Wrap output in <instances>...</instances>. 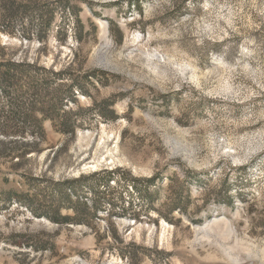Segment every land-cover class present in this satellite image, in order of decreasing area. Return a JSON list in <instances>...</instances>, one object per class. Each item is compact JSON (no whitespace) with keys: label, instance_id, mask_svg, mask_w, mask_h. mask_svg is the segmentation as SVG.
I'll return each instance as SVG.
<instances>
[{"label":"rangeland","instance_id":"374dc122","mask_svg":"<svg viewBox=\"0 0 264 264\" xmlns=\"http://www.w3.org/2000/svg\"><path fill=\"white\" fill-rule=\"evenodd\" d=\"M30 1L0 48L83 91L0 136V264H264V0Z\"/></svg>","mask_w":264,"mask_h":264},{"label":"trees","instance_id":"16d2710c","mask_svg":"<svg viewBox=\"0 0 264 264\" xmlns=\"http://www.w3.org/2000/svg\"><path fill=\"white\" fill-rule=\"evenodd\" d=\"M2 16L4 20H12L18 11H29L34 9L39 15L43 24L39 28L30 31L26 29V35L36 34V36L44 40L47 35L48 27L54 19L53 13L49 10H41L39 4L30 1L26 3V0H2ZM67 70L70 67L66 68ZM62 71H56L53 68H45L38 66V62L32 64L27 62V59H14V57H6L5 48H0V89L8 94L12 92L16 93L17 98L23 97L25 101L13 102L10 104L9 110H4L0 114V136L6 138H12L11 142L19 143L22 141L25 144L28 139L27 131L33 136L31 145H27L24 153L29 154L34 151L37 141L45 138V130L43 128V119L54 118L62 116L60 113L63 110V102L66 99L67 92L70 93L69 97H74V90L83 91L82 85L76 80H72L70 84L63 82ZM52 76V78H51ZM62 77V78H61ZM25 81V83H22ZM66 88V90L64 89ZM108 107V106H107ZM112 118H116L114 109L110 111ZM65 111V115L70 114ZM40 115V116H39ZM101 115H105L101 112ZM30 121V124L27 123ZM54 127L60 132L70 135H76V130L81 123H77L69 118L53 122ZM29 126L30 128H27ZM15 152V151H14ZM159 177L153 176L149 181L152 184L156 183ZM60 185V184H59ZM58 185V186H59ZM71 190L74 189V185L71 184ZM135 189L137 186L133 185ZM67 197L71 195L66 194ZM17 199H20L18 196ZM96 206L97 201L93 202ZM58 209V206H57ZM56 208L55 210L58 211ZM53 220L59 223H65L67 221L78 222L75 218L70 216L52 217Z\"/></svg>","mask_w":264,"mask_h":264}]
</instances>
